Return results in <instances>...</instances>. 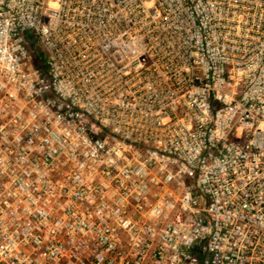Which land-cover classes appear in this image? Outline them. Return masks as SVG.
I'll return each mask as SVG.
<instances>
[{"label": "built area", "instance_id": "2783aa9c", "mask_svg": "<svg viewBox=\"0 0 264 264\" xmlns=\"http://www.w3.org/2000/svg\"><path fill=\"white\" fill-rule=\"evenodd\" d=\"M0 264H264V0H0Z\"/></svg>", "mask_w": 264, "mask_h": 264}]
</instances>
